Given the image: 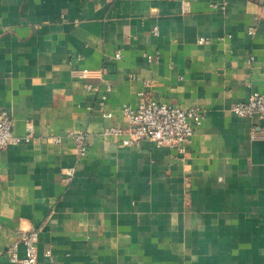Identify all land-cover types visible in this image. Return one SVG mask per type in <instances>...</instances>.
Listing matches in <instances>:
<instances>
[{"label":"crops","instance_id":"0c3cea01","mask_svg":"<svg viewBox=\"0 0 264 264\" xmlns=\"http://www.w3.org/2000/svg\"><path fill=\"white\" fill-rule=\"evenodd\" d=\"M253 90L264 0H0V112L32 137L0 149V264L23 229L47 264H264V121L232 112ZM142 97L204 112L186 152L123 143Z\"/></svg>","mask_w":264,"mask_h":264},{"label":"built area","instance_id":"2783aa9c","mask_svg":"<svg viewBox=\"0 0 264 264\" xmlns=\"http://www.w3.org/2000/svg\"><path fill=\"white\" fill-rule=\"evenodd\" d=\"M251 32V31H250ZM253 32V31H252ZM154 33L158 34V28L155 27ZM199 43L208 42V38H199ZM153 55H148L152 59ZM122 58L121 51H117L112 60ZM91 70H81L83 77H88ZM88 89H95L92 84H88ZM106 93L101 95L100 105L104 110ZM232 112L240 117L258 116L264 121V93L253 90L248 99L234 103ZM105 116L111 117V112H104ZM123 114L130 120L129 134L130 138L124 139L126 145L140 140H148L155 143L158 147H169L176 149L180 153L186 152L196 129L202 124L205 118L204 112L198 107L184 109L177 105L158 101L153 98L142 97L137 105L127 104L123 108ZM14 119L8 110L0 112V149H5L11 144L30 142L31 135H16L13 131ZM124 129L118 126H109L104 130L105 135L121 136ZM74 140L79 158L83 157L89 146L90 140L86 133L69 131L66 134ZM54 143H60L62 136L55 135L50 137ZM76 168L69 167L64 175L65 179L71 181L75 175ZM40 233L37 229H23L19 231L18 239L7 247L9 261L14 264H47L39 259L38 243ZM21 246L24 254L20 255ZM46 255L52 259V249L46 250Z\"/></svg>","mask_w":264,"mask_h":264}]
</instances>
